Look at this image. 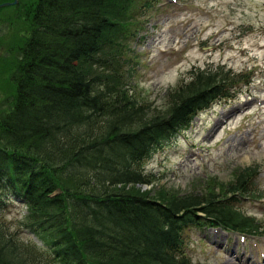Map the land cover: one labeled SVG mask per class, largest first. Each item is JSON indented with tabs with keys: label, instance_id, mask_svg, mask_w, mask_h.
Masks as SVG:
<instances>
[{
	"label": "trees",
	"instance_id": "16d2710c",
	"mask_svg": "<svg viewBox=\"0 0 264 264\" xmlns=\"http://www.w3.org/2000/svg\"><path fill=\"white\" fill-rule=\"evenodd\" d=\"M143 2L135 13L157 0ZM134 4L20 0L9 7L28 30L15 39L16 56L0 58V83L9 85L0 93V264H196L186 253L190 229L262 234L256 218L234 207L235 196H256L255 168L242 171L226 197L160 200L136 189L148 184L143 164L230 96L234 78L222 68L197 70L170 90L164 113L133 104L121 72L131 58L119 41L132 39L120 15ZM16 204L27 207L22 225L41 245L10 232L3 217Z\"/></svg>",
	"mask_w": 264,
	"mask_h": 264
},
{
	"label": "rangeland",
	"instance_id": "374dc122",
	"mask_svg": "<svg viewBox=\"0 0 264 264\" xmlns=\"http://www.w3.org/2000/svg\"><path fill=\"white\" fill-rule=\"evenodd\" d=\"M134 1L129 14L120 15L130 21L126 33L132 39L116 37L125 45L124 57L131 58L121 72L133 104L149 115L164 113L170 90L197 70L222 68L234 78L231 97L200 113L188 132L143 164L148 185L136 189L160 200L226 197L239 174L256 167V197L240 199L237 207L264 228V0H157L137 13L144 2ZM19 14L14 8L0 11V58L16 56L15 39L27 35ZM1 83L0 93L8 92L9 85ZM26 211L13 205L3 219L14 237L28 244L36 236L22 225ZM229 236L193 228L186 233L187 256L196 264H264V238L242 242Z\"/></svg>",
	"mask_w": 264,
	"mask_h": 264
},
{
	"label": "water",
	"instance_id": "95a60500",
	"mask_svg": "<svg viewBox=\"0 0 264 264\" xmlns=\"http://www.w3.org/2000/svg\"><path fill=\"white\" fill-rule=\"evenodd\" d=\"M18 2H19V0H15L13 3L0 4V8L8 7V6H11V5H16Z\"/></svg>",
	"mask_w": 264,
	"mask_h": 264
}]
</instances>
